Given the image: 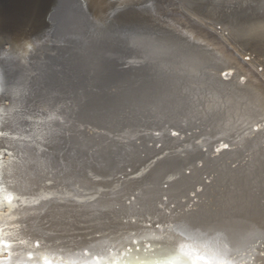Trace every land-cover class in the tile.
<instances>
[{"label":"bare ground","instance_id":"obj_1","mask_svg":"<svg viewBox=\"0 0 264 264\" xmlns=\"http://www.w3.org/2000/svg\"><path fill=\"white\" fill-rule=\"evenodd\" d=\"M40 2L15 0L0 22V40L14 42L0 46L1 59L13 54L0 72V107L9 109L0 130L32 137L0 139L21 154L3 176L20 199L0 207V235L24 241L12 249L14 264H30L29 252L40 254L38 264H95L93 256L127 245L128 230L148 216L172 228L158 241L137 236L142 247H158L125 264H202L197 256L264 264V0H74L68 29L59 27V2L48 17ZM108 6L116 10L102 23ZM247 55L259 70L239 60ZM226 61L235 69L228 81ZM242 76L252 82H238ZM174 119L186 127L198 121L207 152L172 157L138 183L117 185L112 172H99L136 156L132 139L148 138L138 129ZM218 139L235 149L214 161L208 155ZM190 165L188 176L154 191Z\"/></svg>","mask_w":264,"mask_h":264},{"label":"water","instance_id":"obj_2","mask_svg":"<svg viewBox=\"0 0 264 264\" xmlns=\"http://www.w3.org/2000/svg\"><path fill=\"white\" fill-rule=\"evenodd\" d=\"M15 0H0V22L2 20V15L3 12L5 13L7 11L8 8H10V5L14 4ZM82 1V0H81ZM36 2V1H35ZM56 2L57 0H41V2L39 3L38 6H44L47 8V17L48 15L52 12V10L55 8L56 6ZM44 3V5H42ZM37 6V7H38ZM122 9H120L121 11H123L124 8H126L127 4H123L121 5ZM110 6H108V8L106 9L107 13L103 12L101 17H102V23H107L108 20L110 19V15L113 16L114 14V10L115 7L112 9L109 8ZM118 15H121L118 14ZM124 18V16H122ZM210 28V27H209ZM212 28V27H211ZM2 30V26L0 25V31ZM6 39V38H5ZM13 43L14 42H10L9 39L7 40H0V46H5L6 44L9 45V47H13ZM4 57H2V59L0 58V72L4 71V69H6L8 67V60L12 57L13 54H11V48L9 49V51L5 54H3ZM239 57V56H238ZM247 56L242 57L241 59L239 58V60L243 63L246 64L247 67L251 68L252 71L254 69L259 70V61L258 60H252L251 57V61L253 63H250L249 66L247 64V62L244 60ZM261 61L264 64V58L261 59ZM227 65H228V69L224 72L221 73V78L223 77L225 81H228L229 78L228 76H232L235 72V69L230 68V62L226 61ZM250 69V70H251ZM241 81H245L246 83L248 82H252V80H250V78L247 77H239L238 82ZM1 85V84H0ZM229 85H234L229 84ZM0 95H1V86H0ZM38 110L36 111L37 115L42 112L39 108H37ZM36 110V109H35ZM167 112V111H166ZM169 114H171L169 112ZM167 119V117L165 118V120ZM172 122H168L164 128L160 129V128H142V129H138L137 130V134L142 136H151L153 139H148L146 137V140H143V142H141L140 140H136V139H132V145L136 148L137 154L136 156L131 159L130 161H126L123 162L121 164H117L114 165L113 168L110 169H106L104 167H99V172H112L110 173V178L108 179L109 181L112 182H117L116 184H122L124 183H138L140 181H142L143 179H145L146 176H148V174L150 172H156V170L168 159L172 158V157H177V158H183L187 155L188 152L194 150V151H199V152H207V143H206V136L203 135L202 131V127L201 124L196 121V123H194L193 125H191L190 127H186V124L184 121L182 120H176ZM47 120H40L39 124L41 123H46ZM0 123H2L0 121ZM85 129L87 130H91V132H94L90 127H85ZM257 127H253V130H256ZM173 132H177L178 135L173 136L172 133ZM32 138V137H30ZM2 140V138H0ZM31 139H25V140H19V141H29ZM17 141V140H16ZM32 141V140H31ZM39 143V140H36ZM23 144V142H21ZM20 143H18L19 145ZM140 145V146H138ZM142 145V146H141ZM157 145H159V147H157ZM224 145H227L226 148H229L227 151L225 152H231L234 150L233 147H230L227 140L224 139H218V141L216 143H214V145H212L211 147V152L208 155V158L214 161H219V160H223L224 158L226 159V156L224 157V155H221L222 151L225 149ZM8 146V145H7ZM9 150L12 151L10 149ZM144 147V149H143ZM219 150V151H218ZM14 153L15 156V160H17L19 157H21V154L19 152H15L12 151ZM203 165V160L201 158H197L194 160L193 162V166H195L196 168H200ZM193 166H184L183 169L180 170V173L177 175H172V176H166L165 179H163V181L161 182V184L158 186L157 189H155L154 191L158 192L160 189L164 190L167 187V184L179 180L182 177H186L190 174L192 167ZM232 166H235V164H233ZM204 179V182H207V179ZM99 182L101 180H98ZM196 189H198V187H196ZM100 192H105V191H100ZM12 193V192H10ZM139 195V190H135L132 193H130L128 195V197L125 199V203L126 204H130L131 202H135V198L136 196ZM98 197H90L89 196V202L90 201H94L96 200ZM81 201H85L86 200H81ZM88 201V200H87ZM165 201V197L162 196L158 199V202L161 203ZM30 203V206H34L37 205L36 203ZM27 204V203H26ZM29 205V204H28ZM28 205L24 204V207H27ZM157 210L164 213V214H168V210H165L166 208L164 207V205L158 204L157 203ZM168 207H173V204H170ZM134 221V222H133ZM126 222V221H123ZM136 222V218H132L129 220V223L134 224ZM157 225H159V227H157ZM0 230H2L4 227L0 226ZM139 230L137 229H132V230H128V233H130L131 238H135L138 240L137 236H145V235H149L148 237L145 236L144 239H153L155 241L164 239V237L166 236V234H168L170 232V229L172 228V224L170 222H168V224H164L161 225L160 223H158V221L154 218H151L150 216L147 217V219L145 221H143L142 223L138 224ZM147 240V242H149ZM38 240L33 242V246L36 247V242ZM146 241V240H145ZM13 244V248L16 245H20L23 244L24 241L22 240H18V241H10ZM151 243V242H150ZM130 244V242L125 245L122 248H126L128 245ZM154 247H149L147 248V252L148 251H153L156 250V247H158V245L153 244ZM12 248V249H13ZM121 249V248H120ZM145 249V247H142L140 245V251L138 253H142L141 251H143ZM113 253L111 250L108 253ZM144 253V251H143ZM136 251H133L132 256H135ZM96 256H93L92 259L95 260Z\"/></svg>","mask_w":264,"mask_h":264},{"label":"snow or ice","instance_id":"obj_3","mask_svg":"<svg viewBox=\"0 0 264 264\" xmlns=\"http://www.w3.org/2000/svg\"><path fill=\"white\" fill-rule=\"evenodd\" d=\"M9 109L0 107V113H6ZM3 117L0 116V121H3ZM24 119L31 121V117H24ZM3 124L0 123V129H2ZM173 136L178 135L177 132L172 133ZM0 138H7L9 141L16 140H25L30 139V137L21 136L18 133L14 134L11 131L0 130ZM41 137H37V140ZM40 151H44L42 147L37 145ZM159 147V145H157ZM226 148L227 145H224ZM219 151V150H218ZM7 155L8 160H4L3 157ZM15 159L14 153L9 150L8 146L0 147V207L7 205L9 208L15 207L14 201L19 200L20 198L14 193H10L9 190L5 187V182L3 180L5 169L9 164ZM51 183V181H49ZM49 196H42L40 199H49ZM166 199V198H165ZM33 203H39V200H34ZM175 207V206H173ZM134 222V221H133ZM159 227V225H157ZM2 231V230H0ZM36 247H40V241L36 242ZM145 248H148L147 245H144ZM13 244L3 235H0V264H14L13 257L15 253L12 251ZM133 251H140V241L132 238L130 244L126 248L115 249L114 254L109 253L107 257L98 256L95 258V264H125V261L132 255ZM4 253H7V256H4ZM87 254V250H86ZM261 256H264V252L259 253ZM40 254L37 252L34 256L33 252L28 253V261L30 264H38ZM197 261L202 262V264H232V261H216L207 256H197ZM45 264H53L52 260H47ZM141 264H144V261H141Z\"/></svg>","mask_w":264,"mask_h":264},{"label":"rangeland","instance_id":"obj_4","mask_svg":"<svg viewBox=\"0 0 264 264\" xmlns=\"http://www.w3.org/2000/svg\"><path fill=\"white\" fill-rule=\"evenodd\" d=\"M62 1V0H61ZM61 1H59V0H57V2L56 3H58L59 2V5H58V8H57V10H59V11H56V18H57V20H58V22L59 23H61L60 25H59V27H61L62 29H68V28H70V22H72V21H74L73 20V16L76 14V8H75V3H74V0H63L62 2ZM67 3V5H66V3ZM62 3V4H61ZM74 4V5H73ZM63 5V6H62ZM60 6H61V8H60ZM71 10H70V9ZM54 9H56V7L54 8ZM53 9V10H54ZM64 9V10H63ZM62 10V11H61ZM73 13H75V14H73ZM61 14V15H60ZM66 14H68V16H66ZM70 14H72V16L70 15ZM61 16V17H60ZM66 16V18H67V20L66 19H64L63 17H65ZM71 16V17H70ZM68 17H70L69 18V20H68ZM61 18V19H60ZM70 19L72 20V21H70ZM61 20V21H60ZM66 21V23H65V21ZM63 23H65V24H63ZM69 25V26H68ZM66 26H68V27H66ZM65 27V28H64ZM233 147V146H232ZM229 148H225L223 151H227ZM235 149V148H234ZM222 151V152H223ZM205 153V152H204ZM208 182V181H207ZM197 190H199V189H197ZM264 249V248H263ZM264 251V250H263Z\"/></svg>","mask_w":264,"mask_h":264}]
</instances>
